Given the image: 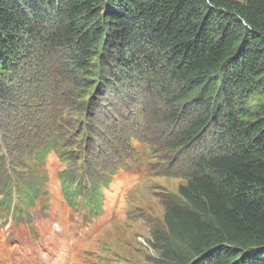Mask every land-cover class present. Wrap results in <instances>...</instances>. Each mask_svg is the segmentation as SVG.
Here are the masks:
<instances>
[{
	"label": "trees",
	"instance_id": "16d2710c",
	"mask_svg": "<svg viewBox=\"0 0 264 264\" xmlns=\"http://www.w3.org/2000/svg\"><path fill=\"white\" fill-rule=\"evenodd\" d=\"M36 42L63 49L51 72L67 67V92H88L77 112L88 115L84 137L93 138L77 145L78 161L69 157L76 142H62L61 120L33 148L35 161L55 151L66 164L58 180L70 208L105 214L119 169L91 168L98 136L87 127L123 118L124 89L146 90L148 69L167 86L161 96L180 114L175 148L188 154L186 183L166 202L164 229L152 233L154 264H264V100L245 105L264 94V0H0V102L16 93V65ZM14 165L0 207L25 219L45 178L24 182Z\"/></svg>",
	"mask_w": 264,
	"mask_h": 264
},
{
	"label": "rangeland",
	"instance_id": "374dc122",
	"mask_svg": "<svg viewBox=\"0 0 264 264\" xmlns=\"http://www.w3.org/2000/svg\"><path fill=\"white\" fill-rule=\"evenodd\" d=\"M62 54L63 49L50 42L31 43L16 65L12 85L17 94L0 102V194L13 176L8 164L17 166L24 182L29 174L45 178L43 193L29 207L26 220L0 209V264H154L160 250L152 233L164 229L166 202L178 196L179 186L186 183L183 173L188 154L175 148L178 141L173 134L180 114L171 108V100L161 96L167 87L162 77L146 69L142 78L149 80L146 90L124 89L129 99L121 107L123 118L113 115L114 121L109 118L106 125L87 127L89 134L98 136L91 145L90 157L95 161L91 168L119 169L106 191L105 214L93 217L82 206L69 208L58 180L66 164L55 151L41 162L33 154V148L46 143L47 134L58 128L54 124L60 120L65 124L62 142H76L69 155L75 162L77 145L93 138L84 137L88 115L77 112L81 105L87 107L88 92H67L72 86L66 66H59L58 77L51 72ZM263 100L260 91L247 97L245 105L252 109ZM53 108L60 111L61 119H54ZM116 123L111 134L108 128ZM126 130H132L130 137ZM211 145L210 141L206 144L207 148ZM90 157L86 152V160Z\"/></svg>",
	"mask_w": 264,
	"mask_h": 264
}]
</instances>
